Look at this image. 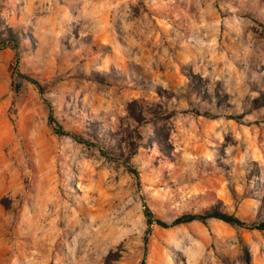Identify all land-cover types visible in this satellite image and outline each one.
Instances as JSON below:
<instances>
[{
  "label": "rangeland",
  "instance_id": "1",
  "mask_svg": "<svg viewBox=\"0 0 264 264\" xmlns=\"http://www.w3.org/2000/svg\"><path fill=\"white\" fill-rule=\"evenodd\" d=\"M261 222L264 0H0V264H264Z\"/></svg>",
  "mask_w": 264,
  "mask_h": 264
},
{
  "label": "trees",
  "instance_id": "2",
  "mask_svg": "<svg viewBox=\"0 0 264 264\" xmlns=\"http://www.w3.org/2000/svg\"><path fill=\"white\" fill-rule=\"evenodd\" d=\"M6 40H8L10 43H12V45L14 47H17L18 39L16 36H10V38L6 39ZM16 76L18 77V79L29 82L30 84L34 85L39 90H41V87L36 80H34V79L24 75V74H21L19 72H16ZM48 107H49V111H50V115L48 116V120L50 122H52L53 118L51 116V107L50 106H48ZM54 131L58 135L71 137L75 141H78L80 143H84L81 138H78L76 135H74L72 133L64 131L62 128H56V129H54ZM132 173H134L135 175L137 174L134 170H132ZM144 217L146 219L147 225H156V226L164 228V229L171 228V227H174V226H177L180 224L190 223L193 221H205L207 219H217V220L222 221V222L229 224V225L246 227V224L244 222H242L239 218H237L231 214L224 213V212L220 211L218 208H212L203 214H184V215H181V216L175 218L172 222L168 223V222H165L159 218H155L154 215L151 213V211L147 207H144ZM251 228H255L257 230H264V222L256 224L255 226H251Z\"/></svg>",
  "mask_w": 264,
  "mask_h": 264
}]
</instances>
